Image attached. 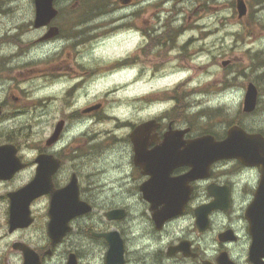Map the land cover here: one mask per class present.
<instances>
[{"label":"flooded vegetation","instance_id":"obj_1","mask_svg":"<svg viewBox=\"0 0 264 264\" xmlns=\"http://www.w3.org/2000/svg\"><path fill=\"white\" fill-rule=\"evenodd\" d=\"M141 6L134 0L64 4L65 10L56 6L57 16L48 27L34 28L31 14L26 33L40 32L37 40L20 41L23 31L15 26L0 37V74L44 62L26 72L46 80L48 92L41 94L44 86L36 88L32 81L25 83L28 93L17 89V83H0V146H13L22 166L0 179V264H264V149H257L255 164L220 160L184 182L189 168L176 158L182 143L202 137L219 142L226 129L200 130L182 109V97L142 101L132 94L131 116L136 109L145 115L129 121L121 114V99L107 103V111L104 107L106 76L127 71L126 86L133 90L144 76L150 88L186 69L172 64L191 42L183 43L185 28L176 22L173 9L165 10L163 18L160 10L155 15L148 13L149 4ZM88 11L95 14L88 16ZM51 27L56 36L42 40ZM92 31L98 36H90ZM125 38L141 41L124 58L102 66L95 51L114 49ZM91 43L97 45L86 51ZM48 45L56 50L41 55ZM24 57L28 61L20 60ZM167 86L177 94L181 84ZM118 87L113 84L106 91L118 92ZM167 101L169 108H158ZM39 107L44 109L40 114ZM20 118H25L23 127L33 129L49 123L47 133L35 129L31 135L32 129L8 126ZM144 124L147 130L137 137L135 130ZM245 130L264 139L263 130ZM34 180L37 196L17 195L12 221L14 195ZM71 183L83 213L53 243L48 233L52 194ZM104 235L117 236L122 247H109Z\"/></svg>","mask_w":264,"mask_h":264},{"label":"rangeland","instance_id":"obj_2","mask_svg":"<svg viewBox=\"0 0 264 264\" xmlns=\"http://www.w3.org/2000/svg\"><path fill=\"white\" fill-rule=\"evenodd\" d=\"M234 1L134 0L141 9V5L149 4L150 8H147V10L150 11L148 13L156 15V9L160 10L163 18L166 16L165 10L170 11L173 9L172 14L176 22L182 28H185L182 34L183 43L189 40L191 42L182 51L180 58L172 64H177L178 67L183 66L187 68V71L184 74L176 73L175 76L161 78L156 83H151L150 88L148 84L144 83L147 82V77L144 76L143 84L133 90L126 86L130 74L127 71L111 77L106 76L103 78L101 90L103 99L106 100L104 105L106 111L107 108L109 109L107 103L110 105L115 103L114 100L121 99L123 109L120 110L123 119L134 120L140 115L144 116L145 113L136 109V116H131L130 112L133 111V106L130 105L132 94L141 98L142 101L145 100L144 97L153 99L157 97L164 100L170 96H175L177 99L183 98L180 100L182 109L185 107V114L188 119L197 123L201 128L200 130L222 132L230 124H239L247 130L264 131V63H262L264 61V0H244L250 9L249 16L243 20L237 19L233 5ZM32 4V0H0V37L13 32L15 30L13 29L14 26L23 31L22 37L27 34L23 39L21 37L20 41H27L25 38L30 37L28 40L33 42L40 37V32L30 31L26 33L29 30L28 25L31 21V14H33L31 12ZM64 4H73V0H57L56 2L57 7L63 10H65V7H62ZM3 9H6V11ZM129 11L126 10V13ZM20 23L23 24L19 25ZM59 23L60 21L57 24ZM89 29L93 30L94 27ZM90 36H98V32L92 31ZM94 40L90 39V42ZM140 41L138 38L134 40L125 38V41L118 44L114 49L107 47L96 50L94 56L102 60V66L107 65L108 67L111 63L106 61L124 58L126 53H129L133 47H137ZM96 45V43L87 44L86 51L92 50L89 48H95ZM44 48V51H40L41 55L56 50L52 49L50 45ZM173 55L174 53L170 56ZM29 56L41 57L39 54L35 56L33 53H30ZM20 60L28 61L26 57ZM165 62L169 63L168 58ZM224 62H228L225 67L222 66ZM42 63L10 70L8 75L0 74V83L5 85L17 83L19 86L17 89H23L24 93H28L24 88L25 83L32 81L36 88L44 86L43 92L39 91L35 96L43 93L48 94L46 80L36 77L35 72H26ZM206 70L209 72L206 73ZM172 83L181 84L177 94L169 90L170 88L167 86ZM248 83L257 86L259 95L257 108L251 114L242 113V101ZM113 84H119L118 88L122 89H119L118 92H107V87ZM159 87L164 91L155 90ZM114 89L109 88V90ZM158 105H160V102ZM171 105L172 103L167 101L166 104L161 103L158 108L162 110L169 108ZM54 107L55 109L59 107L58 100L54 103ZM43 110L42 107L36 109L38 114ZM200 110L199 114H194ZM216 111L219 113H216ZM24 120L25 118L17 119L8 126L21 128L23 127L22 124L25 125ZM35 126L37 124H34V129L33 127H23V130L32 129V135L37 128ZM38 127L39 129L36 130L47 133L49 123L44 121V123L38 124Z\"/></svg>","mask_w":264,"mask_h":264},{"label":"water","instance_id":"obj_3","mask_svg":"<svg viewBox=\"0 0 264 264\" xmlns=\"http://www.w3.org/2000/svg\"><path fill=\"white\" fill-rule=\"evenodd\" d=\"M55 0H33L35 5L34 26L42 27L47 25L56 15L54 9ZM126 3V1L124 2ZM238 18H241L246 13V6L242 0L237 1ZM57 34L56 28H51L46 35V39L51 38ZM227 63H223L226 66ZM257 103V89L253 83H248L243 100V112L251 113L255 110ZM146 124L140 126L135 131L137 137L146 129ZM180 147V145H179ZM264 149V139L258 134H247L243 129L232 126L227 130V136L220 142H215L211 137H202L194 141L183 142L181 150L176 155L179 164L189 167V172L184 176L185 180H194L197 175L201 176L205 170L214 162L225 159L247 160L248 164H255L256 158L259 155L257 149ZM142 158L141 154H137ZM162 157V155H160ZM138 166L143 169V164L138 163ZM22 168L21 164L15 158V148L13 146H0V179H8L14 172ZM39 187L36 181L30 182L24 189L14 195L12 199V218L15 216V200L19 194L28 196H37L35 190ZM75 186L71 183L67 188L52 194L50 215L51 220L48 227L49 237L52 242L57 243L68 231V222L83 213L80 209V204L76 201L73 190ZM65 196V197H63ZM70 198H68V197ZM66 197L68 200H66ZM20 200V199H19ZM76 201V202H74ZM69 204L70 208L67 210L65 205ZM256 203L252 205L254 211ZM88 210V209H86ZM14 226V222H12ZM109 243V247H122L121 241L116 237L109 238V235H104ZM113 254V249L110 255Z\"/></svg>","mask_w":264,"mask_h":264},{"label":"bare ground","instance_id":"obj_4","mask_svg":"<svg viewBox=\"0 0 264 264\" xmlns=\"http://www.w3.org/2000/svg\"><path fill=\"white\" fill-rule=\"evenodd\" d=\"M207 66H208V64H207ZM208 69H210V68H208ZM186 71H187V68H186V69H183L182 72H181V74H184ZM208 72H209V71L206 70V73H208Z\"/></svg>","mask_w":264,"mask_h":264},{"label":"trees","instance_id":"obj_5","mask_svg":"<svg viewBox=\"0 0 264 264\" xmlns=\"http://www.w3.org/2000/svg\"><path fill=\"white\" fill-rule=\"evenodd\" d=\"M89 2H90V3H97L98 0H90ZM262 63H264V61H263Z\"/></svg>","mask_w":264,"mask_h":264}]
</instances>
